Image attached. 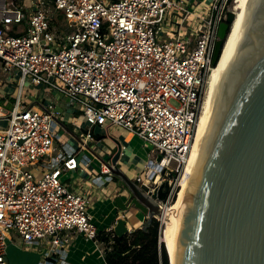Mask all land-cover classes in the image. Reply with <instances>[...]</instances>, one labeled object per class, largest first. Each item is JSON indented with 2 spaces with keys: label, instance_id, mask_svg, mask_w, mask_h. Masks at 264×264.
Here are the masks:
<instances>
[{
  "label": "built area",
  "instance_id": "1",
  "mask_svg": "<svg viewBox=\"0 0 264 264\" xmlns=\"http://www.w3.org/2000/svg\"><path fill=\"white\" fill-rule=\"evenodd\" d=\"M228 3L0 0V82L21 72L12 107L0 104L7 123L0 126V264H8L6 237L20 238L26 249L47 247L42 258L68 245L70 232L99 241L87 190L61 178L90 164L84 150L96 126L130 131L151 146L135 178L156 189L168 181L160 204L169 203L197 132ZM175 14L182 20L171 31ZM27 84L44 95H24ZM58 106L81 112L91 126L77 150L53 155L58 131L65 130ZM40 163L47 169L36 177ZM104 166L97 177L110 176Z\"/></svg>",
  "mask_w": 264,
  "mask_h": 264
},
{
  "label": "water",
  "instance_id": "2",
  "mask_svg": "<svg viewBox=\"0 0 264 264\" xmlns=\"http://www.w3.org/2000/svg\"><path fill=\"white\" fill-rule=\"evenodd\" d=\"M233 25H240L242 44L219 86L211 127L187 184L176 264H264V0H238L227 12L218 28L213 65ZM121 150L118 146L114 155L102 158L128 194L126 201L118 195L116 202L157 218L168 181L156 189L129 177L118 164ZM127 222L119 217L114 232L130 231ZM5 251L8 264H39L47 247L26 249L6 237Z\"/></svg>",
  "mask_w": 264,
  "mask_h": 264
},
{
  "label": "crops",
  "instance_id": "3",
  "mask_svg": "<svg viewBox=\"0 0 264 264\" xmlns=\"http://www.w3.org/2000/svg\"><path fill=\"white\" fill-rule=\"evenodd\" d=\"M205 1L207 0H191L190 4L203 2L202 5H200L203 6ZM185 2L187 3L186 0ZM6 94V92L3 93V95ZM57 109L61 112L60 118L63 119L62 113L65 111V106H58ZM63 127L68 131L64 123ZM112 129H116V133L113 134L114 144L117 145L116 147L121 146L122 149L118 161L120 169L129 177L135 178L142 172L148 161L147 160L141 167L134 162L137 150L143 144L140 139L133 133L131 134L130 131L121 128ZM110 131L111 129L108 131L107 136L102 135L104 136L102 141H107L109 139ZM72 138L75 139L76 137L72 136ZM93 141L99 143L101 140L96 139L93 136ZM125 143L135 146L136 149L131 154H127ZM63 146L68 145L65 144ZM76 146L78 147V142H76ZM57 147H54V149L56 154H59L61 153L59 150H62L63 147L61 149L60 147L57 149ZM63 149L66 148L64 147ZM70 152L72 151H69V153ZM114 153L115 152H113L112 155H114ZM104 168L107 170L108 167L104 166ZM99 171H101V167L100 170L92 168L90 161L89 165L83 163L80 169L70 173L73 177L72 179H74L72 183L69 179L65 180L70 182L71 186L77 191L87 190L86 192L91 198L89 212L98 226L99 232L112 230L119 217L127 219V225L130 230L141 227L146 218H148L146 214L135 206H132L127 210L122 209L116 202V197L119 195L122 197L123 201L127 200L128 194L124 191V187L117 183L116 178L113 177L112 174H110V176L103 174L102 177H97L96 175ZM114 180L116 181L115 184L112 183ZM42 262L44 264H103L104 246L100 241L88 239L79 232H70L68 245L64 246L59 253L57 252L47 258H42Z\"/></svg>",
  "mask_w": 264,
  "mask_h": 264
},
{
  "label": "rangeland",
  "instance_id": "4",
  "mask_svg": "<svg viewBox=\"0 0 264 264\" xmlns=\"http://www.w3.org/2000/svg\"><path fill=\"white\" fill-rule=\"evenodd\" d=\"M186 1L188 3L187 6L191 5V8H194L198 5H202V3H203L202 2V3L190 4L191 0H186ZM227 7H228L227 12L229 10H233L235 8V0H229ZM171 20H172L171 31H173L174 29H176L175 25H179L182 19L178 14H175L171 18ZM169 35H170V32H169ZM20 74H21L20 70L14 69V70L10 71L9 73L4 74V76L2 78L3 80H1V82H0V104H3V105L5 104V107L7 109L12 107V103L15 100V96L18 93V90H19L18 80L20 78ZM4 92L7 93L5 95V97L2 96ZM28 93H32V94L33 93H37V94L40 93L41 95H44V90L42 88L36 89L35 87L32 89L30 84H27L26 89L24 90V95H27ZM55 94H56V91H53V93L49 92L46 96L48 98H54L56 96ZM61 95H60V97H62ZM173 103L175 105H178V103L176 101H174ZM64 110L65 111L62 113L63 123L65 124L66 129L68 131L62 130V129H60L58 131L59 140L55 144V147L59 146L60 149L62 147L63 148L65 147L66 149L62 148V150H59V152H63V154H67V153H69V151L77 150V148H78L76 146L77 140L80 138V136L85 135L84 130L88 129L91 126V124L88 122L86 117L81 112L72 114V113H70V109L68 107H65ZM0 126L5 127V126H7V123H5L4 120H0ZM76 128H79L81 130L79 132H76ZM113 128H117V127H113ZM115 131H116V129L111 128L110 136H109V139L107 141L101 140L99 143H97V141H93L84 150V154L89 156V158L91 159L92 168H97L98 170H100L102 158H104L106 155L111 156L113 154V152L117 146L114 144V140H113V138H114L113 134L116 133ZM94 134L107 136L108 131H107V129L100 128L99 126H96L94 128ZM72 136L76 137L75 138L76 142H75V139L72 138ZM140 141H141V139H140ZM65 144L68 146H63ZM125 146L127 148V150H126L127 154H131L136 149L135 146H131L128 143H125ZM59 147H57V149ZM150 150H151L150 145H144L143 144L137 150V154L134 157L135 158V160H134L135 164H137L140 167L143 164H145L146 161L148 160V153L150 152ZM53 155H56V152H54ZM45 169H47V168L45 166H43L42 163L39 164V168H36V166L33 167V170H34L36 177H41L43 174V170H45ZM98 173H100V172H98ZM181 174L182 173H180V176H181ZM61 178L63 180L69 179L71 183L74 180V179H72L73 177L70 174V172H65ZM112 183L115 184L116 181L114 180V181H112ZM179 191H180V186L178 185L175 189V194L169 198L168 204H173L176 201ZM166 200H167V198L164 200V203L166 202ZM15 242L21 246H23V244H24L20 238H15Z\"/></svg>",
  "mask_w": 264,
  "mask_h": 264
},
{
  "label": "bare ground",
  "instance_id": "5",
  "mask_svg": "<svg viewBox=\"0 0 264 264\" xmlns=\"http://www.w3.org/2000/svg\"><path fill=\"white\" fill-rule=\"evenodd\" d=\"M237 1L238 0H235V7L237 5ZM241 44L240 25H233L232 31L228 34L226 40L224 41V46L218 63L216 65H212L210 70L203 111L201 113L197 132L180 178V191L178 193V197L173 204L162 205L161 210L156 213V217L162 220L164 225L162 238L168 247L171 264H176V255L179 249L177 232L181 225L182 209L184 208L183 203L186 199L185 194L187 184L211 127L219 86L226 78L227 69L232 68L237 46H241Z\"/></svg>",
  "mask_w": 264,
  "mask_h": 264
},
{
  "label": "trees",
  "instance_id": "6",
  "mask_svg": "<svg viewBox=\"0 0 264 264\" xmlns=\"http://www.w3.org/2000/svg\"><path fill=\"white\" fill-rule=\"evenodd\" d=\"M162 223L147 218L141 227L123 235L114 230L101 231L98 240L104 246L103 264H170L164 242H160Z\"/></svg>",
  "mask_w": 264,
  "mask_h": 264
}]
</instances>
